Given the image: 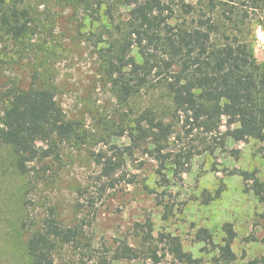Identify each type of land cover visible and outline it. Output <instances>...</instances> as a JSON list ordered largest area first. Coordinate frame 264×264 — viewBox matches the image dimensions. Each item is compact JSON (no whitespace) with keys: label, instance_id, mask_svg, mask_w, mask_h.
<instances>
[{"label":"rangeland","instance_id":"obj_1","mask_svg":"<svg viewBox=\"0 0 264 264\" xmlns=\"http://www.w3.org/2000/svg\"><path fill=\"white\" fill-rule=\"evenodd\" d=\"M169 1L172 24L185 19L195 25L197 19L210 17L220 31L245 40L256 61L264 64V0H185L189 14ZM95 2L0 3L6 12L28 11L27 31L18 38L6 32L0 17V119L9 92L44 86L55 93L77 128L71 140L60 144L59 160L36 159L27 173L15 167L12 147L0 145V264H31L26 240L52 217L79 232L74 242L57 244L55 264H181L160 240L168 233L203 264H212L215 250L210 244L202 249L194 235L205 227L214 231L213 241L220 242L224 223H231L236 232L231 247L237 264L263 258L264 245L244 239L264 235V206L248 189L250 181L246 184L243 173L255 172L264 180V130L237 140L225 134L224 118L218 132H187L161 85L144 87L127 101L119 99L104 75L102 49L118 38L114 23L127 17L129 7L117 4L111 20L106 4L98 7ZM130 54L141 60L136 48ZM147 109L171 124L163 152L170 160L176 157L184 170L175 175L173 161L162 163L143 151V145L125 157L111 185L100 176L98 154L118 157L112 146L130 143L127 132ZM218 189L219 197L206 202ZM149 233L152 238L146 241ZM126 246L138 257L125 255ZM149 248L161 256L159 262L148 257Z\"/></svg>","mask_w":264,"mask_h":264},{"label":"trees","instance_id":"obj_2","mask_svg":"<svg viewBox=\"0 0 264 264\" xmlns=\"http://www.w3.org/2000/svg\"><path fill=\"white\" fill-rule=\"evenodd\" d=\"M95 1L98 7L106 4L105 11L111 20L117 4L129 7L127 17L114 23L118 38L102 49L106 63L104 75L119 99L127 101L144 87L161 85L169 92L174 111L188 126L187 132L193 129L218 132L224 118L228 126L225 134L237 140L264 130V64L256 61L245 40L220 31L210 17L197 19L195 25L186 24L185 19L172 24L169 20L173 8L169 0ZM173 1L182 6L184 14L190 13L185 0ZM27 16L26 9L12 8L6 12L0 7L6 32L15 38L27 31ZM133 48L137 49L140 61L130 54ZM171 130L170 123L159 119L151 110H144L127 132L130 143L123 148L112 146L118 157L98 154L100 176L113 185L125 157L143 145V151L161 158L162 163L170 160V154L163 151ZM76 133V123L66 118L50 88L31 85L7 94L0 119V145L12 147L19 172L27 173L36 159L53 156L59 160L60 144L71 140ZM40 141L46 144L45 148L38 146ZM170 161L178 167L175 175L184 170L176 157ZM243 175L246 184L250 181L248 189L264 206V180H259L255 172ZM220 192L216 190L205 201L218 198ZM219 230L223 233L220 242H214V231L205 227L196 230L194 240L204 245L202 249L209 244L213 247L216 253L212 264H237L231 247L236 237L232 224L224 223ZM78 233L76 227L63 226L54 217L47 218L42 230L27 238L25 253L31 264H55L53 253L57 244L74 242ZM151 238L149 233L146 241ZM244 239L264 245V235L257 238L251 234ZM160 240L167 243L169 252L179 263L203 264L201 257L183 249L177 236L162 234ZM148 250V257L159 262L161 256L156 250ZM123 252L138 257L137 251L130 247L126 246ZM244 264H264V257Z\"/></svg>","mask_w":264,"mask_h":264}]
</instances>
